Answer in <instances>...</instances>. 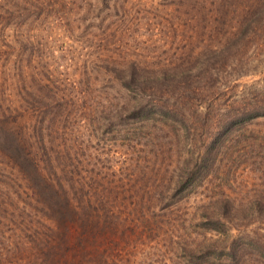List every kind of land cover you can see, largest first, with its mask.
<instances>
[{
	"label": "rangeland",
	"instance_id": "rangeland-1",
	"mask_svg": "<svg viewBox=\"0 0 264 264\" xmlns=\"http://www.w3.org/2000/svg\"><path fill=\"white\" fill-rule=\"evenodd\" d=\"M204 1L215 3V8L208 6L212 15L196 8L194 0H0V126L19 138L17 157L43 159L36 121L49 115L57 127L46 131L44 139L50 148L53 144L67 153L75 180L89 178L94 186L114 181L117 189L141 192L151 187L150 169L159 168L153 181L158 188L175 166L182 178L188 176L173 189L176 203L162 209L153 223L150 217L144 221L147 227L140 234L134 237L127 222L117 224V264H177L171 251L179 236L198 247L223 245L230 239L211 229L221 228L217 220L222 215L243 231L260 227L264 238V117L214 133L204 125L203 110L198 113L194 106L182 124L144 117L130 108L144 104L156 77L173 73L181 80L178 71L197 64L198 53L202 61L208 47L229 46L224 38L229 27L237 19L257 15L264 3ZM242 32L230 40L256 46L259 57L230 71L236 88L228 90L235 91V99L238 91L242 95L253 89L255 81L264 82V33L242 38ZM115 64L117 85L107 74ZM105 94L117 109L89 108L94 95L101 101ZM203 97L195 99L202 103ZM56 98L65 99V109L52 108ZM225 102H219V113ZM2 105L8 108L5 116ZM12 169L0 157V264H47L40 250L58 243L51 242L58 238L57 228L10 216L16 205L12 192L20 188L18 172ZM147 205L137 200L138 209L146 211ZM232 245L223 253L207 256L212 254L208 251L181 264H264V250L258 258L257 245L249 238Z\"/></svg>",
	"mask_w": 264,
	"mask_h": 264
},
{
	"label": "trees",
	"instance_id": "trees-1",
	"mask_svg": "<svg viewBox=\"0 0 264 264\" xmlns=\"http://www.w3.org/2000/svg\"><path fill=\"white\" fill-rule=\"evenodd\" d=\"M204 2L194 0V4L197 5L194 6L207 15H212L213 10L208 6L213 5L215 8V3ZM261 5L262 10L257 15L237 19L229 27L226 31L228 33L224 35V38L229 41L227 43L229 46L208 47V53L205 54L207 58L204 57L202 61L200 59L202 54L198 53L197 64L178 71L183 75L181 80L176 79L173 73L166 75L167 78L156 77L152 82L153 86L151 83L148 98L143 100L144 104L131 105L132 111L144 117L155 115L159 118H167L170 122L182 124L185 112L194 106V111L198 113L203 110L204 125L214 133H217L218 128L242 126L252 119L264 117V96L261 94L264 92L263 81L261 84L255 81L256 85L252 87L253 89L242 95V92L238 91L237 97L239 98L237 99L234 97L236 96L235 91L228 90L236 88V84L228 77L233 66L244 67L258 60L259 56L254 53L256 46L249 47L244 41L235 42L230 38L239 30L243 31L242 38L259 32L264 33V3ZM257 44L254 43V45ZM227 69L230 70L226 71ZM262 69L264 70V66ZM107 74L111 79L109 81L117 85V64L108 68ZM160 85L164 88L159 87ZM120 86L129 88L124 83ZM200 96H204L201 99L202 103L198 98L195 99ZM97 98L99 99L94 95L90 109H117V104L111 102L107 94L101 97V101L96 100ZM225 98L228 103H224L226 108L219 113V102ZM193 99L197 100L196 103H191ZM61 101L58 98L54 101L52 108H55V111L65 109L63 106L65 99ZM2 107L4 111H1V115L5 116L8 108L3 105ZM157 120L164 122L162 119ZM55 121V117L52 118L49 115L36 121L39 124L38 134L42 135L40 139L44 151L43 159L40 160L35 155L26 156L27 159L17 157L16 147L19 146V138L9 135V132L0 126V157L5 159L7 164L13 165L12 170L20 174V176L16 174L19 181L17 187L20 188L17 193L12 192L16 205L14 206L15 211L10 216L14 215L12 218L25 216L24 220L27 218V222L46 221L51 223V227L57 228L58 238L54 237L51 242L54 240L58 243L55 246L47 245L46 248L40 250L43 263L49 264L61 260L62 264H85L92 261H98L101 264H117V242L119 241L117 224L127 222L130 225L128 230L133 236L134 233L140 234L143 226H146L144 221L150 217L153 223L161 216L159 213L162 209L168 210L172 204L176 203L172 200L173 189L179 183L188 181V176L182 178L178 172L176 173L177 167L175 166V172L167 177L164 181L165 185L161 184L162 188H158L159 183L153 185V181L158 175L159 168L150 169L151 187L147 186V189L141 192L131 187L124 189L119 186L117 189L114 181L109 182L107 186L98 185L100 187L98 188L89 182V178L86 180L85 177L79 176L75 180L72 163L69 162L67 153L54 148L52 143V148H50L48 146L50 141L44 139L47 135L46 131H51L52 127L56 126ZM125 181L127 182L125 184H128L129 180ZM137 200L148 203L146 211L136 207ZM123 218L124 221H122ZM217 223L221 225V228L211 229L215 230L219 237L230 239V241L225 242L224 240L223 245L211 244L198 247L197 243L192 244L184 236L183 238L179 236L178 239L173 240L177 248L170 247V250L174 248L171 253L173 259L178 261L177 264H181L182 260L185 261L187 258L205 256L208 251L212 254H207V256H214L218 252L223 253L226 249L232 248L235 240L243 238H249L256 243L255 253L257 252L258 258L260 255L262 257L260 251L264 250V238L260 237L258 232L260 227L243 231L242 228L232 225L228 215L219 217ZM232 230L234 233H231ZM121 238L123 240V235ZM218 240L219 238L216 239ZM228 242L229 245H227Z\"/></svg>",
	"mask_w": 264,
	"mask_h": 264
}]
</instances>
